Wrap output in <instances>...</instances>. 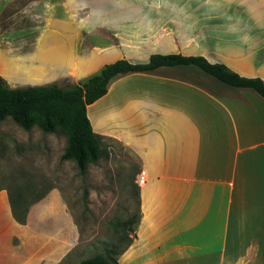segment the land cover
<instances>
[{
  "label": "crops",
  "instance_id": "0c3cea01",
  "mask_svg": "<svg viewBox=\"0 0 264 264\" xmlns=\"http://www.w3.org/2000/svg\"><path fill=\"white\" fill-rule=\"evenodd\" d=\"M21 2L9 0L7 17L0 0V76L9 87L79 81L154 53L201 55L264 80V0ZM87 116L136 161L122 169L125 181L113 167L105 178L95 171L92 189L122 186L138 200L120 264H264V97L194 65L161 66L113 76ZM77 241L57 189L20 223L0 188V264H60Z\"/></svg>",
  "mask_w": 264,
  "mask_h": 264
},
{
  "label": "rangeland",
  "instance_id": "374dc122",
  "mask_svg": "<svg viewBox=\"0 0 264 264\" xmlns=\"http://www.w3.org/2000/svg\"><path fill=\"white\" fill-rule=\"evenodd\" d=\"M3 4V13L8 17L9 0H1ZM24 18L21 15L18 21L24 23ZM5 26L1 33L7 38L13 30ZM76 81L63 77L57 83L67 87ZM66 145L67 136L60 129L43 131L34 125L25 130L10 117L0 121V188L8 190L13 198L22 196L25 203L52 189L59 191L78 230L76 246L60 264H78L95 254L105 255L110 249L120 252L138 221V200L122 186L109 192L102 187L96 195L92 189L95 171L99 172L98 178H105L113 167L114 180L121 177L125 181L122 169L135 168L134 157L119 143L102 140L100 157L81 174L72 160L61 158Z\"/></svg>",
  "mask_w": 264,
  "mask_h": 264
},
{
  "label": "trees",
  "instance_id": "16d2710c",
  "mask_svg": "<svg viewBox=\"0 0 264 264\" xmlns=\"http://www.w3.org/2000/svg\"><path fill=\"white\" fill-rule=\"evenodd\" d=\"M175 65L197 66L226 84L250 88L264 97V80L260 77L241 76L225 64L211 63L201 55L154 53L143 63L121 58L104 64L97 72L67 87L57 83L9 87L5 78L0 76V121L10 117L25 130L34 125L43 131L62 130L67 136V145L61 158L72 160L84 174L88 164L100 157L102 142V137L92 130L87 105L106 93L109 80L117 74ZM8 194L12 214L20 223L25 222L30 204L44 196L25 203L22 196L13 198ZM118 253L110 249L105 255L95 254L78 264H120L115 256Z\"/></svg>",
  "mask_w": 264,
  "mask_h": 264
},
{
  "label": "built area",
  "instance_id": "2783aa9c",
  "mask_svg": "<svg viewBox=\"0 0 264 264\" xmlns=\"http://www.w3.org/2000/svg\"><path fill=\"white\" fill-rule=\"evenodd\" d=\"M144 180H145V176H144L143 172H140V177L138 179V183H143Z\"/></svg>",
  "mask_w": 264,
  "mask_h": 264
}]
</instances>
